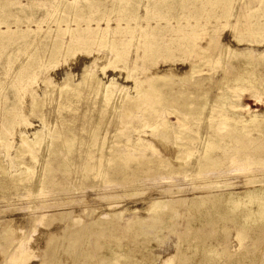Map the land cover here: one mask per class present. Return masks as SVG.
I'll return each instance as SVG.
<instances>
[{
	"label": "rangeland",
	"instance_id": "1",
	"mask_svg": "<svg viewBox=\"0 0 264 264\" xmlns=\"http://www.w3.org/2000/svg\"><path fill=\"white\" fill-rule=\"evenodd\" d=\"M0 264H264V0H0Z\"/></svg>",
	"mask_w": 264,
	"mask_h": 264
},
{
	"label": "bare ground",
	"instance_id": "2",
	"mask_svg": "<svg viewBox=\"0 0 264 264\" xmlns=\"http://www.w3.org/2000/svg\"><path fill=\"white\" fill-rule=\"evenodd\" d=\"M159 125H160V126H163V124H159ZM159 125H158V126H159ZM164 128H165V130H166L167 126L164 125ZM39 237H40V236H39ZM39 239H40V238H39ZM42 239H43V238H42ZM38 242H39V241H38ZM40 243H41V242H40ZM40 243H39V245H40Z\"/></svg>",
	"mask_w": 264,
	"mask_h": 264
}]
</instances>
